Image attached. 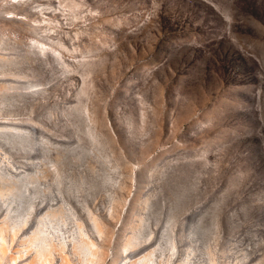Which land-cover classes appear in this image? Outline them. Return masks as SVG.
<instances>
[{
  "label": "rangeland",
  "instance_id": "obj_1",
  "mask_svg": "<svg viewBox=\"0 0 264 264\" xmlns=\"http://www.w3.org/2000/svg\"><path fill=\"white\" fill-rule=\"evenodd\" d=\"M261 60L264 0H0V188L37 190L25 229L64 215L73 264L86 238L103 264H264Z\"/></svg>",
  "mask_w": 264,
  "mask_h": 264
},
{
  "label": "bare ground",
  "instance_id": "obj_2",
  "mask_svg": "<svg viewBox=\"0 0 264 264\" xmlns=\"http://www.w3.org/2000/svg\"><path fill=\"white\" fill-rule=\"evenodd\" d=\"M183 58H184V60L189 61V62H194L197 60V58L194 57L192 54L190 55V54H186V53L183 55ZM260 66L264 67V61L263 60H261ZM236 81H237V79H236ZM118 97L121 98V96H118ZM85 122H86V120H85ZM88 125H89V123H87V125L85 127V128H87V131H88L86 133V137L89 138L90 142L92 141L91 143L95 147L96 142L94 141V136L92 135V132L89 130ZM7 129L8 128H6L5 130H7ZM11 131H13V129H11ZM0 141L4 145H6L7 147L12 149L13 144H14L12 136L10 134H8L7 132H4V130H2V132H1ZM59 174L60 173L56 172V175L54 177V181L56 182V184L58 186L61 185L60 184V181H61L60 175L62 173L60 175ZM16 179L19 180L18 178H16ZM27 180L29 181V179H27ZM31 180L33 183L34 180L33 179H31ZM5 181L7 182V180H5ZM12 182L14 183V181H12ZM26 182H25V180L24 181H22V180L21 181L20 180L15 181V183L12 186H10L9 189H7L9 187V185H8V187L6 188L5 191H4V189L2 190L0 188V201H4L3 200L4 196L6 197L5 202H3L6 208L2 212V218H0V264H73L71 260H68V258L66 257L67 255L65 254L66 255L65 256L63 254L65 252L64 251L65 249H64V245L62 244V242L60 243V241L58 240L59 242L57 241V243H55L52 240L53 237H50L47 234V230H46V229L50 228V229L54 230V233L57 234L58 238L61 237L60 234L63 232V225H65V222H66L63 219L64 215L62 216L59 214V216H58L57 214H53V213L50 214L51 210H50V212H49V210H46L45 213L41 212L42 214H40L39 219H38L39 222L37 220V222L33 225L32 230L25 229L29 223L27 220V214H28V210L31 209L30 208L31 198H33L34 195H36L34 193L37 192V190H36V192H32V194L31 193H29V195L27 194V196H29L28 199L23 200L22 196L24 197L25 194L22 195V189L24 188V186H26ZM29 183H31V182H29ZM7 184H9V183H7ZM64 185H65V183H64ZM31 191L32 190H30V192ZM178 197H179V195H178ZM33 204H34V202H33ZM1 205H2V207H1ZM1 205H0V208L2 209L4 207V205L3 204H1ZM169 212H171V211H169ZM29 213H31V211ZM47 217H49V220H48L49 223H46V222H48V221H46ZM66 220H67V218H66ZM91 220H92V224H93L94 228L97 230L96 231L97 234L99 236H102L101 231L99 230V228L97 226L98 223L96 222V220L93 217L91 218ZM139 220H140L139 223L141 226L143 220H142V218ZM168 221L169 220H166V222L164 223V225L162 226L161 231H160V238L159 239L162 242L164 241L163 242L164 247H166L165 244L172 245V237L169 233V227H170L169 222L171 223V221H169V222ZM203 231H204V229H202V232ZM141 234H140V236L142 237L143 232ZM193 234L194 235L201 234L200 228H199V230L197 228H195L193 231ZM18 236H19L18 247H15V246L13 247V241ZM138 237L139 236H137V238ZM141 237L138 239L140 240ZM84 238H86V237H84ZM132 240L136 241L137 239L134 236L127 238L126 242L122 246V250H121V251H123L122 253L128 251L129 249L134 251V248H135L134 246H136L137 243L132 242ZM139 240H138V242L140 243ZM156 243L158 244V242H156ZM169 245H168V247H169ZM154 246H152V248ZM160 246H162V245H160ZM71 247H72L71 251H72L73 255L76 257V260L79 264H103L104 263L103 262L104 261L103 252L98 248L96 243L93 242L90 238L79 239L78 241L75 240V241H73ZM164 247H163V249H164ZM152 248L146 254L141 253L144 256H137V258L134 261L132 260L133 261L132 264L147 263V261L152 257L151 254L154 252V250ZM169 248H171V247H169ZM169 248H167V249H169ZM161 250H162V248H161ZM129 252L130 251H128V253ZM137 252H139V251H136V253ZM24 253H25V256H27V253H29V256H27V257H29L28 260H26V258H24V255H23ZM54 254H58V259H57L58 261L56 260L57 263L56 262L53 263L52 258H54V257H52V256ZM128 255H130V253ZM124 258H126V257H124ZM126 259H128V258H126ZM124 260L125 259H120L119 261H112L110 264H127ZM151 260H152V258H151ZM127 262H128V260H127Z\"/></svg>",
  "mask_w": 264,
  "mask_h": 264
}]
</instances>
